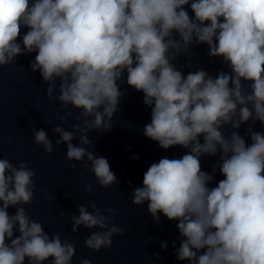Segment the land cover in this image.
<instances>
[{
	"label": "clouds",
	"instance_id": "1",
	"mask_svg": "<svg viewBox=\"0 0 264 264\" xmlns=\"http://www.w3.org/2000/svg\"><path fill=\"white\" fill-rule=\"evenodd\" d=\"M201 46L221 63L215 75L193 64ZM21 56H34L30 71L60 105L55 146L101 188L119 181L90 134L113 129L125 85L150 109L144 137L185 150L150 164L141 186L129 183L132 204H146L154 223L175 222L180 264H264V131L256 130L264 129V0H0V69ZM69 119L71 130L62 126ZM31 134L53 153L44 128L33 123ZM204 157H218L211 173ZM36 175L30 162L0 156V264H73L76 244L29 215ZM85 192L94 193L92 183ZM116 215L94 200L70 216L60 212L72 233L96 229L83 243L97 253L125 234Z\"/></svg>",
	"mask_w": 264,
	"mask_h": 264
}]
</instances>
